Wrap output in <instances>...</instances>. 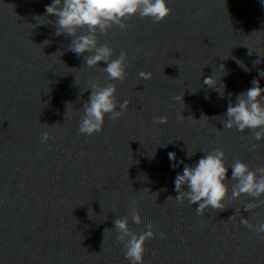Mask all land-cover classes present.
Wrapping results in <instances>:
<instances>
[{
  "label": "clouds",
  "instance_id": "obj_1",
  "mask_svg": "<svg viewBox=\"0 0 264 264\" xmlns=\"http://www.w3.org/2000/svg\"><path fill=\"white\" fill-rule=\"evenodd\" d=\"M171 12L168 0H52V3L45 7L46 14L36 17V19L39 25H47L51 21L48 19L49 16L56 17L55 35H66L72 38L68 50L77 57L83 56L84 63L88 68H95L102 62L106 64V67H102L101 71L107 74L108 81H124L128 75L126 71L127 52L121 51L118 58L112 59L113 49L107 44H99L98 33L107 34L108 30L114 26L124 29L127 27L125 21L137 15L159 23L168 18ZM41 18H47V22L41 23ZM82 29L86 30V34H80ZM43 43L48 45L50 41ZM86 53L87 55H85ZM259 62V60L255 61L257 64ZM218 69L223 75H227L223 64L219 65ZM214 71H216L215 68ZM138 75L143 80H150L152 77V73L144 71L139 72ZM259 76L264 78V71H260ZM99 79L98 77L97 81ZM203 84L215 89L220 97H223L224 85L222 84V88L219 87L217 79L213 76L206 77ZM251 84L252 87L236 97L235 104L228 103L227 111L224 114L226 119L222 122L224 128L229 130L233 128L240 132L251 130L253 138L256 141H261L264 140V103H262L264 87L260 86L258 79H253ZM89 89H91V95L82 107L79 132L91 136L102 131L106 116L113 120L121 118L127 111L130 101L118 102L115 83L101 86L96 82L92 83L87 90ZM205 98L207 99V97ZM173 99L183 104V95H177ZM205 117L207 116L202 118ZM184 118L182 115L179 117L180 120ZM167 119L166 116H159L154 119L153 123L166 124ZM49 139L50 133L44 131L41 134V142L46 143ZM251 147L255 149L257 144H253ZM186 155L191 159L195 153L187 151ZM168 158L173 161L171 164L173 169L183 165L182 173L177 172L175 176L174 185L178 195L174 199L179 204L188 201L190 205H197L196 213L199 216H203L209 208L215 212L224 211L227 208L225 201L228 200L229 180L235 182L231 191L233 201L242 195L259 200V203H248L245 207L246 211L251 212L252 209L264 205V200L259 199L264 196V167L252 170L246 163L236 159L231 165V179H229V167L226 165L225 153L220 149L205 153L194 165L185 164L183 160L176 162L175 152H169ZM169 199H173V197L169 196ZM135 204L134 201L128 215L114 219L113 224L118 233L116 241L124 246L126 259L130 264H144L145 244L147 240L155 238V226L149 223L145 225L147 230L139 234L130 229L129 217L136 225L143 223ZM239 213L240 209H236V215L230 217L229 220H233ZM241 223L264 239V235H261L264 234V222L254 226L248 219L242 218ZM159 235L161 238L165 237L164 232H160Z\"/></svg>",
  "mask_w": 264,
  "mask_h": 264
}]
</instances>
